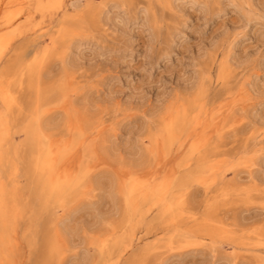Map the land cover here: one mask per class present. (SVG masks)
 Segmentation results:
<instances>
[{"label": "rangeland", "instance_id": "obj_1", "mask_svg": "<svg viewBox=\"0 0 264 264\" xmlns=\"http://www.w3.org/2000/svg\"><path fill=\"white\" fill-rule=\"evenodd\" d=\"M2 3L0 264H264V0ZM35 117L77 182L57 201Z\"/></svg>", "mask_w": 264, "mask_h": 264}, {"label": "bare ground", "instance_id": "obj_2", "mask_svg": "<svg viewBox=\"0 0 264 264\" xmlns=\"http://www.w3.org/2000/svg\"><path fill=\"white\" fill-rule=\"evenodd\" d=\"M14 1V0H13ZM59 1V0H58ZM0 2L3 4H5L6 8L8 7V4H10V0L9 2H5L4 0ZM12 4V3H11ZM97 4V3H96ZM92 5V4H91ZM106 5V4H105ZM104 5V6H105ZM19 6V5H18ZM17 6V7H18ZM79 7V6H78ZM84 7V6H83ZM8 9V10H9ZM1 5H0V11H1ZM13 10V9H12ZM16 10V9H15ZM20 10V9H19ZM102 10V9H101ZM92 12V11H91ZM13 13V12H12ZM6 17V20L3 21V25H0V55L2 54L3 50L7 47V45L9 44V34L11 32V29L18 23V21L21 18L22 12L18 11L15 14H12ZM75 16V15H74ZM248 19V18H247ZM43 51V50H42ZM41 51V52H42ZM44 53V52H43ZM37 56V55H36ZM35 59V58H34ZM33 59V60H34ZM4 97V96H3ZM185 105V104H184ZM201 105V104H200ZM178 109V108H177ZM174 112V111H172ZM186 111H183L182 113H175L172 114L174 116L170 117L167 120H164L162 128L164 133L167 134L166 140H163L164 145L166 142H168L169 145H172L174 140H176V136H178L179 131L181 130V128H183V126L185 125V113ZM196 112V111H195ZM194 112V113H195ZM206 112V111H205ZM196 115V114H195ZM193 120V119H191ZM32 122H30V124L27 126V150H29V152L31 153V157H32V166L33 169L35 171H33L34 173V177L36 178V181H38L39 183L43 184L44 186H47L49 189V194L51 196L55 195V200H59L61 197H63L68 191H71V188L73 189L75 183L77 184L76 179L74 182H71L69 180V178H67L68 176L65 175H61L59 172V169L57 168L58 165L56 166L55 163L59 160H61V158H63L66 150H62L61 148H54L51 149V146H48L45 148L44 145V133L41 132V124L38 121L37 117H35L34 119H32ZM82 122V121H81ZM68 123V122H67ZM84 125V124H83ZM188 128V127H187ZM186 130V129H185ZM79 133H81V131L79 132V129H77L76 134L77 136H79ZM163 133V134H164ZM70 134V133H69ZM165 135V134H164ZM163 137V136H162ZM98 139V138H97ZM164 139V138H163ZM80 140V139H79ZM155 141V140H154ZM79 143V142H78ZM51 144V143H50ZM91 144V143H90ZM97 144V143H96ZM68 146V145H67ZM90 146V145H89ZM60 147V146H59ZM82 147V146H81ZM192 148V147H191ZM194 149V148H193ZM196 149V148H195ZM194 149V150H195ZM93 149L89 148L87 150L88 155L94 154V152L92 151ZM142 150V149H141ZM189 151V150H188ZM192 151V149H191ZM194 152V151H192ZM145 153V152H144ZM157 157V156H156ZM190 157V156H189ZM197 163V162H195ZM190 165V164H189ZM195 165V164H194ZM84 167V166H83ZM148 167V166H147ZM203 167V166H202ZM64 168V167H63ZM193 168V166H192ZM89 169V168H88ZM187 169V168H186ZM202 170V169H201ZM64 171V170H63ZM191 171V170H189ZM221 173V172H220ZM183 174V173H182ZM186 174V172H185ZM130 175V174H129ZM67 176V177H66ZM183 176V175H182ZM190 176V175H189ZM118 177V176H117ZM119 178V177H118ZM179 178V177H178ZM186 178V177H185ZM198 178V177H197ZM191 179V178H190ZM189 179V180H190ZM183 180V179H182ZM188 180V181H189ZM134 181V179H133ZM132 181V182H133ZM198 181V180H197ZM128 183V182H127ZM185 183V181H184ZM121 184V182L119 183ZM134 184V182H133ZM166 184V183H165ZM179 184H181L179 182ZM178 184V185H179ZM182 186V185H181ZM76 187V186H75ZM130 187V186H129ZM143 187V186H141ZM151 187V186H150ZM131 188V187H130ZM161 188V187H160ZM142 189V188H141ZM126 190V189H125ZM122 191V190H121ZM141 191V190H140ZM161 191V190H160ZM168 192V191H167ZM166 192V193H167ZM130 193L132 195H134V193H136V184L134 185V187L132 186ZM142 193V191H141ZM144 193V192H143ZM122 194V192H121ZM147 195V194H145ZM122 196V195H120ZM183 196V195H182ZM131 197V196H130ZM157 197V196H156ZM129 198V197H128ZM137 198V197H136ZM130 199V198H129ZM137 200V199H136ZM135 200V201H136ZM3 203V202H2ZM0 202V212L3 211L2 210V204ZM137 203V202H136ZM154 203V202H153ZM134 204V203H133ZM176 204V203H175ZM6 205V202H5ZM135 205V204H134ZM137 205V204H136ZM7 206V205H6ZM5 206V207H6ZM181 206V205H180ZM4 208V207H3ZM13 208V207H12ZM5 209V208H4ZM13 211V210H12ZM5 212V211H4ZM3 213V212H2ZM130 214V213H129ZM1 215V214H0ZM3 218V217H2ZM199 227V226H198ZM206 229V228H205ZM203 231V230H202ZM209 231V230H208ZM206 233V232H204ZM8 234V233H7ZM60 235V234H59ZM195 235V234H194ZM201 236V235H200ZM210 236V235H209ZM58 239V238H57ZM10 240V239H9ZM8 240V241H9ZM53 241V240H52ZM56 240H54L53 242H49V248L48 251H50L51 253L53 251H55L57 249V245L55 244ZM58 241V240H57ZM59 243V242H58ZM186 243V242H185ZM4 245V244H3ZM11 245V244H10ZM98 245V244H97ZM181 245V244H180ZM94 246V245H93ZM11 247V246H10ZM181 247V246H180ZM100 249V248H99ZM98 253V252H97Z\"/></svg>", "mask_w": 264, "mask_h": 264}]
</instances>
